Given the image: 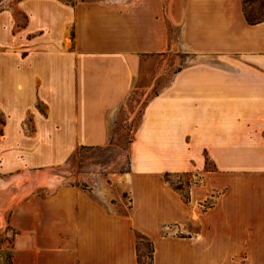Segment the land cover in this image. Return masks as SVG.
Instances as JSON below:
<instances>
[{"label":"crops","instance_id":"0c3cea01","mask_svg":"<svg viewBox=\"0 0 264 264\" xmlns=\"http://www.w3.org/2000/svg\"><path fill=\"white\" fill-rule=\"evenodd\" d=\"M167 53L187 55L189 63L145 103L130 173L117 177V192L33 176L50 163L48 156L33 163V149L18 148L22 115L39 102L51 108L59 154L104 145L109 114L133 90L140 62ZM0 112L9 117L0 131V180L10 175V186L25 174L31 187L4 209L0 183V264H139L138 235L151 240L153 264H264V231L245 241L241 227L209 224L225 201L219 196L203 211L213 197L207 178L190 189L188 202L164 178L214 174L205 170L208 156L224 170L227 154L251 151L263 137L264 22L249 24L242 0L75 7L25 0L1 11Z\"/></svg>","mask_w":264,"mask_h":264},{"label":"rangeland","instance_id":"374dc122","mask_svg":"<svg viewBox=\"0 0 264 264\" xmlns=\"http://www.w3.org/2000/svg\"><path fill=\"white\" fill-rule=\"evenodd\" d=\"M23 1L25 0H0V12L10 10ZM59 1L75 7L80 3L121 4L137 0ZM244 9L251 17L258 18L263 16L264 2H248L244 5ZM19 22L22 25L25 23L24 16L19 17ZM67 45L71 48V41H68ZM188 63L187 55L177 53H167L163 57L144 58L140 62V73L130 95L122 105L113 109L109 114L108 142L99 146H81L71 154L67 151L64 155L59 154L61 139L57 137L56 122L49 120L51 108L39 102L27 114L22 115L21 121L17 122V130H15L18 148H27L29 151L33 149V152L27 155L33 163H42L45 156L49 158L50 164L43 168H35V170H44L34 171L36 173L33 176L44 172L47 177L58 179L59 184L78 186L86 190H98L110 186L112 191L117 192L118 183L115 182L117 177L130 173L133 142L136 140V132L141 122L145 103L167 86L172 75ZM161 68L165 69L163 75L158 79L155 87L147 91L146 88L153 84L157 75L161 73ZM8 118L6 113L0 112V131L4 130L3 124L6 125ZM70 141L68 138L65 140L67 145ZM255 142L257 145L251 148V151H245L241 155L227 154L224 159L226 169L221 171L217 170L216 162L205 153V156H208L205 170L214 174H205L204 170H199L164 176L169 185L180 190L182 196L188 197L190 189L207 178L213 197L203 203V211L206 212L209 208H213L219 196H222L225 201L224 210L209 215L211 219L209 224L219 222L226 228L241 227L245 241L251 238L253 241L257 240V237L263 236L260 232L264 231V133L262 138H255ZM233 166L236 168H231ZM23 170L21 169V172ZM9 176L4 175L0 180L2 183L1 204L5 206L4 209L31 192L29 190L31 187L27 188L26 180L23 179L27 177L25 174L18 177V180L10 186L7 184L8 179L11 178ZM127 195L126 193L125 196ZM171 229V227L165 228L164 233L173 232ZM186 229H191L192 232L197 231L189 226ZM138 241L139 261L141 264H150L153 250L151 240L138 235ZM3 242L5 241L0 238V247Z\"/></svg>","mask_w":264,"mask_h":264},{"label":"trees","instance_id":"16d2710c","mask_svg":"<svg viewBox=\"0 0 264 264\" xmlns=\"http://www.w3.org/2000/svg\"><path fill=\"white\" fill-rule=\"evenodd\" d=\"M259 1L264 2V0H242V3H243V7H244V5H245L246 3H248V2H259ZM244 10H245V9H244ZM259 13H260V11H259ZM258 15H259V14H258ZM245 16H246L247 22H248L249 24H251V25H255V24H259V23L264 22V13H263V16H259V17L257 18L256 16L251 17V16L248 15V14L246 13V11H245ZM183 198H184V200H185L186 202L189 201V197H188V196H183ZM150 259H151V263H150V264H153V250H152V255H151ZM139 264H141L140 261H139Z\"/></svg>","mask_w":264,"mask_h":264},{"label":"built area","instance_id":"2783aa9c","mask_svg":"<svg viewBox=\"0 0 264 264\" xmlns=\"http://www.w3.org/2000/svg\"><path fill=\"white\" fill-rule=\"evenodd\" d=\"M13 237V232H6L5 233V240L8 242V243H10V239ZM1 248V247H0Z\"/></svg>","mask_w":264,"mask_h":264}]
</instances>
